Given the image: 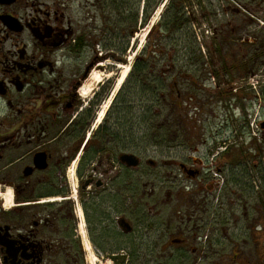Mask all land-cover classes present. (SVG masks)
Instances as JSON below:
<instances>
[{
    "label": "flooded vegetation",
    "instance_id": "obj_1",
    "mask_svg": "<svg viewBox=\"0 0 264 264\" xmlns=\"http://www.w3.org/2000/svg\"><path fill=\"white\" fill-rule=\"evenodd\" d=\"M187 1L186 15L190 14ZM196 1L200 11L212 17L215 3L223 9L228 5L227 0ZM238 2L261 13L259 19L249 14L256 21L264 19V0ZM74 4L75 0H0V264H86L79 226L83 224L89 236L86 228L91 214L98 221L101 237L92 235L89 241L101 258L95 249L101 240L110 237L116 245L128 234L120 221L129 224V233L134 231L120 208L123 192H128L123 189L129 184L123 182L128 177L125 172H134L140 165H124L121 156L135 154L123 151L120 143L110 142L113 151H99L92 158L98 129L115 126L120 130V126L106 115L94 129L100 96L96 94L93 101L92 96L84 98L87 102L82 105L80 93L90 70L105 60L101 40L105 17L101 16L97 35L91 7L76 17ZM254 23L248 19L242 26L214 33L213 53H227L214 67L219 72H206L199 83L189 75L179 84V113L185 99L194 110L192 123L202 121L203 110L212 99L220 112L212 121L202 122L211 141L208 136L182 134L184 154L163 166L175 167L184 181L183 190L198 193L208 206L214 196L230 197L245 190L239 179L241 169L231 163L232 149L252 138L264 143V37L250 29ZM195 35L204 54L211 46L202 43V35ZM257 103L262 107L255 109ZM237 111L241 114L236 120L237 136L243 143L233 137ZM86 174L89 183L84 185ZM184 243L179 239L178 244Z\"/></svg>",
    "mask_w": 264,
    "mask_h": 264
},
{
    "label": "rangeland",
    "instance_id": "obj_2",
    "mask_svg": "<svg viewBox=\"0 0 264 264\" xmlns=\"http://www.w3.org/2000/svg\"><path fill=\"white\" fill-rule=\"evenodd\" d=\"M135 1L136 0H133L134 3ZM169 1L172 0H164L153 11L145 25L137 26V31L133 33L132 37L128 38L129 46L124 54H122L120 50H113L107 54L104 61L90 70L89 75L92 72H100L99 75L101 79L100 84H95L97 88L94 91L92 90V101L98 97L97 95L101 93V91H104V94L101 93L100 95V101L96 104L98 107L95 108V120L92 124L94 129L100 125L109 110H111L112 103H114L120 88L129 83L125 90L128 92L131 83L135 81L134 78H129L133 64L148 41L146 37L151 27L157 24L162 16L167 15L166 9ZM206 1L207 0H205V3ZM227 1L228 5L225 6L224 9L223 7H219V5L217 6L215 3L217 10L212 8V12H210L214 14L213 17L211 14L208 15L206 11L202 13L198 8L196 0H188L186 2L190 12L187 17L191 20L199 37L202 35L204 38V41H202V38H200V40L203 44L205 42L207 46H211L203 51L204 54L202 53L207 59L204 60V63H207L209 67L200 62L196 66L199 71L197 73L191 72L193 79H195L197 83L200 82V78L204 77L203 75H205L206 72L218 71L215 70L214 67H216L215 65L221 61L223 55L226 53L224 51H219L217 54L213 53L212 43L210 41L214 33H217L221 29L230 30L231 26H237L236 24L242 26L248 19H252L256 24L254 23L250 29L257 31V34L261 35L260 37H264V19L262 21H256V18H260L261 13L254 12L256 13L254 14L253 11H251L252 6L244 5L238 2V0H232L233 2L231 0ZM95 3L96 0H75V16L81 17V15L85 14L87 11L85 7L89 6L90 8ZM174 4L177 6L180 4V1L175 0ZM82 6L83 11L80 10ZM241 9H244L245 12ZM249 14L254 15L256 18L254 16L251 17ZM203 17H206V21L201 20ZM95 19L96 21L93 23V26L97 30V35H99L98 31L101 27H99V25L102 19H99L97 15ZM121 28L122 26L119 27V29ZM123 31L127 35L131 30L128 28L126 31L123 29ZM121 34V32L118 34L120 40L117 41L123 40ZM113 37L114 35L108 37V40L111 41H107L106 45L116 42ZM158 38L159 36L155 33L151 40L148 41V50L152 45L156 44ZM103 47L102 45V48ZM243 57L244 55L242 54L240 59ZM118 65L122 66L118 68ZM182 65L185 71H180L179 76L186 79V76L190 77L188 71L190 67L185 64ZM194 65L195 63L191 66ZM123 66H130V70L122 85L117 88L118 80L121 78L124 71ZM217 75L219 74L217 73ZM87 83L88 81L84 82V84ZM103 87L105 88L102 89ZM211 90L212 89H210V91ZM161 96L163 97L164 95ZM81 99L84 100L82 105L87 102L85 100L86 98L84 99L82 95ZM182 100L183 111L182 114L178 113L179 129L174 134L179 138L176 140L177 142L170 141L171 143L166 145H153L151 143L139 145L136 155L139 156L141 163L133 174V179L136 181L135 188L132 191L123 192L122 201H124V205L120 209L127 215L123 214V217L127 218L133 225L135 230L134 238L136 240L138 235L144 236L145 238L148 236H155L159 238L158 244L166 245V248H163L161 251L163 254L161 253L158 259L165 256L169 258L171 255H176L177 253H183V255H185L184 253L188 254L186 259L182 257L172 261L171 264H264V217H262V215L264 216V159L262 162H260L258 158L243 159V162L249 161L246 168V176H244V178L241 177V183L247 185V191L244 194H234L230 197L223 196V198L222 196H214L211 200L212 206L202 204L200 195H196L198 193H191L187 190H183L184 181L179 177L176 168L167 165L164 167L163 165L168 160H179L184 154V150L181 148L180 144V137L183 136L182 134L191 133L198 138L208 136L207 138L211 141V135H206L210 133L209 129H207L202 122H204V120L210 121V119L212 121V116L214 117V115L219 114L220 111L216 110L217 102L213 101V99L210 100L208 102L209 105L205 106L203 110L202 121L195 125V123L190 121L191 112L194 110L189 107L185 99ZM161 104H163L162 101ZM258 105L262 107V104L257 103L255 109L258 108ZM105 107L106 111L104 116L102 120L97 123V115H99ZM168 109L166 105L165 112L167 115L169 114ZM159 111L162 112L163 110L159 109ZM186 111L189 112V116H186ZM236 113L237 115L234 119L235 123H233L234 127H232V131L233 128L238 129L239 125L236 120L241 114L239 111ZM253 128H255V126ZM136 130L137 125L133 127V131ZM234 140L236 142H241L239 137L234 138ZM243 141L241 143H243ZM130 149H132L130 151L133 152V147ZM252 163H256V166L251 165ZM74 167L75 165L73 168ZM243 172H245V170ZM250 185L254 190L251 191L249 188ZM261 196L262 198H260ZM197 199L199 206L197 205ZM90 218V226L86 228L87 233H89V236L87 234L88 240H90L89 237L92 235L97 238L101 237L99 235L100 231L97 228L98 221L95 215L91 214ZM101 222L103 224H108L104 219L101 220ZM152 233L155 235H150ZM110 239L112 238L107 237L106 240H101L99 245L95 246V249L103 256L102 258L100 256L97 257L99 261L95 264H108L109 262L113 264L110 256L105 254L111 253L116 247L114 241L111 242ZM175 239H183L185 243L174 245L171 242ZM106 241H108V243ZM125 241H127V239L122 241L121 245H126L127 243H125ZM149 243L152 244V242ZM82 245L81 252L84 257V263L90 264L88 253ZM151 250L153 252H159L157 246H154ZM93 253L95 254L94 250ZM119 257L120 255L118 258Z\"/></svg>",
    "mask_w": 264,
    "mask_h": 264
},
{
    "label": "trees",
    "instance_id": "obj_3",
    "mask_svg": "<svg viewBox=\"0 0 264 264\" xmlns=\"http://www.w3.org/2000/svg\"><path fill=\"white\" fill-rule=\"evenodd\" d=\"M163 1L136 0L134 3L133 0H96L90 10L99 18L102 15L105 17V36L104 39L101 38L105 57L113 50H120L124 54L129 46L128 38L132 37L133 33L137 31L138 25L143 26L147 23L153 11ZM179 1L180 4L177 6L174 4L175 0L169 1L166 9L167 15L162 16L158 23L149 30L146 38L150 41L156 33L159 36L156 44L148 50V41L146 42L140 54L136 57L130 72L129 78H134L135 81L131 83L128 92L125 91L129 84L128 81L125 86L120 88L114 103H112L111 110L107 113V118H113V124L119 125L120 130L116 129L115 126L111 130L109 128L103 131L98 129L94 138L97 146L93 149L92 158L99 151H113L109 147L110 142L113 144L120 143L123 151H130L132 150L130 148L133 147V153L136 154L139 145L146 143L166 145L170 144V141L173 142L179 139L177 135H174L179 129L178 104L179 84L181 83L179 72L185 71L182 65L185 64L190 67L188 71L192 76V73L199 71L196 67L197 64L205 60L198 48L192 22L184 11L185 0ZM120 26H122L121 29H119ZM128 28L131 31L126 35L123 29L126 31ZM120 32L123 40L117 41L120 40V37H118ZM113 35L116 42L106 45L107 41H111L108 40V37ZM193 63L195 65L191 66ZM101 93L104 94V91H101ZM119 96L121 100H118ZM161 101L163 104H161ZM166 105L169 108V111L167 110L168 115L165 112ZM159 109L163 111L161 112ZM135 125H137V130L133 131ZM259 151L263 153L261 156L264 157V143H259L254 138L249 143L232 149L231 163L236 168L241 169L239 172L240 181L241 177L246 176V168L249 162H243V159L254 157L259 159L261 157L258 156ZM251 165L254 166L256 163ZM244 170L245 172H243ZM125 174L128 177L124 178L123 182L129 184L124 186L123 189L132 191L136 183L132 177L134 172L126 170ZM243 186L245 187L244 194L247 191V185ZM249 188L251 191L254 190L251 185ZM262 217L264 216L262 215ZM134 233L135 230L122 235V241L127 239L125 241L126 245H121L122 242L116 243V247L112 252L117 253V255L111 256L114 264H171L176 259L182 257L186 259V256H188L186 253H184L185 255L177 253L169 258L165 256L158 259L166 245L158 244L159 238L155 236L145 238L138 235L136 240ZM149 242H152V244ZM171 243L176 245L179 242ZM153 245L159 248V252L151 250L154 248Z\"/></svg>",
    "mask_w": 264,
    "mask_h": 264
},
{
    "label": "bare ground",
    "instance_id": "obj_4",
    "mask_svg": "<svg viewBox=\"0 0 264 264\" xmlns=\"http://www.w3.org/2000/svg\"><path fill=\"white\" fill-rule=\"evenodd\" d=\"M121 66L122 65H118L117 67L119 68ZM123 67H124V71H123V73L121 75V78L118 80V87L117 88H119V86L122 85V83L124 82V79L126 78L128 72L130 70V66H123ZM99 73L100 72H92L89 75V77H88L90 79H87L88 83L84 84L81 87L80 93H81L82 96H84V98L88 99L91 96V93H93V91L97 88L95 84H97V85L100 84L101 79H100ZM105 111H106V107L98 115L97 123H99L102 120ZM79 233H80V235L82 237L83 247L86 250V252L88 253L89 263L90 264L98 263L99 260L96 257V255L93 253L92 247H91V245H90V243H89V241L87 239L85 228H84L83 224H81L79 226ZM108 264H111V263L109 262Z\"/></svg>",
    "mask_w": 264,
    "mask_h": 264
},
{
    "label": "water",
    "instance_id": "obj_5",
    "mask_svg": "<svg viewBox=\"0 0 264 264\" xmlns=\"http://www.w3.org/2000/svg\"><path fill=\"white\" fill-rule=\"evenodd\" d=\"M262 127H264V122L262 124ZM121 160L122 162L127 166V167H136L139 163V160L136 156L134 155H130V154H123L121 156ZM89 182L86 181L84 183V185H87ZM120 226L122 228V230L127 233L130 232L131 227L129 226V224L126 221H120ZM174 243L178 242V240H173Z\"/></svg>",
    "mask_w": 264,
    "mask_h": 264
}]
</instances>
